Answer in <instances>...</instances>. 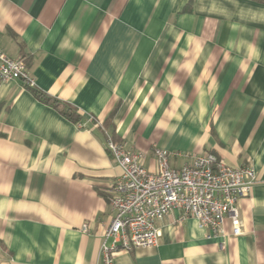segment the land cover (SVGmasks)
<instances>
[{
    "label": "crops",
    "instance_id": "crops-1",
    "mask_svg": "<svg viewBox=\"0 0 264 264\" xmlns=\"http://www.w3.org/2000/svg\"><path fill=\"white\" fill-rule=\"evenodd\" d=\"M0 48L79 118L0 82V264H104L121 174L106 135L151 172L163 149L174 168L209 152L256 175L240 236L174 209L157 247L111 264H264V0H0Z\"/></svg>",
    "mask_w": 264,
    "mask_h": 264
},
{
    "label": "built area",
    "instance_id": "built-area-1",
    "mask_svg": "<svg viewBox=\"0 0 264 264\" xmlns=\"http://www.w3.org/2000/svg\"><path fill=\"white\" fill-rule=\"evenodd\" d=\"M10 81L34 86L24 60L10 58L0 48V82ZM106 149L121 174L107 196L113 216L104 238H111L112 244L101 247L104 264H111L117 251L132 253L157 247L161 234L156 223L174 209L180 212L181 220H195L209 238L224 235L226 221L233 237L242 234L238 203L256 183L251 167L228 166L203 152L174 168L166 150L154 149L156 170L151 172L144 168L145 156L128 150L123 142L107 138Z\"/></svg>",
    "mask_w": 264,
    "mask_h": 264
},
{
    "label": "trees",
    "instance_id": "trees-1",
    "mask_svg": "<svg viewBox=\"0 0 264 264\" xmlns=\"http://www.w3.org/2000/svg\"><path fill=\"white\" fill-rule=\"evenodd\" d=\"M21 59L24 60L25 65L27 67L26 59L24 57H22ZM24 86L27 87L28 89H31V91L35 94V96H37L45 104H48V105L52 106L53 108L59 110V112L61 114H63L65 117H67L71 121H74V122H78L79 121V118H78V115H77L76 111L70 105H68V104H66L64 102L58 101V100H56V99H54V98H52L50 96L43 95L41 92H39L38 90L35 89V86H29V85H25V84H24ZM107 138L112 139V141L115 142V143H120L121 142L119 140H115L112 136L106 135V140H107Z\"/></svg>",
    "mask_w": 264,
    "mask_h": 264
}]
</instances>
